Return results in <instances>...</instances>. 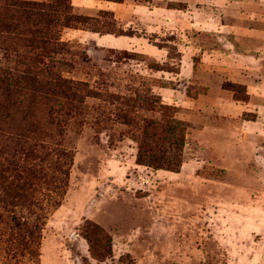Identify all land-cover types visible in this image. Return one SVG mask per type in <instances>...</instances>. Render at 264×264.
<instances>
[{
	"label": "rangeland",
	"instance_id": "obj_1",
	"mask_svg": "<svg viewBox=\"0 0 264 264\" xmlns=\"http://www.w3.org/2000/svg\"><path fill=\"white\" fill-rule=\"evenodd\" d=\"M70 3L91 19L58 28L60 63L0 37V68L42 76L0 90V163L17 168L0 264H32L13 220L39 225L38 264H264V0ZM150 122L184 128L179 170L138 164Z\"/></svg>",
	"mask_w": 264,
	"mask_h": 264
},
{
	"label": "trees",
	"instance_id": "obj_2",
	"mask_svg": "<svg viewBox=\"0 0 264 264\" xmlns=\"http://www.w3.org/2000/svg\"><path fill=\"white\" fill-rule=\"evenodd\" d=\"M71 0H0V10L3 16L0 17V37L4 38L3 43L15 40L23 48L25 54L35 56L36 60L48 59L50 62L56 59L54 55H63L67 45L61 39L59 27H71V25L86 22L91 18L76 16L72 12ZM9 52V48H4ZM69 53V51H68ZM34 58V57H33ZM42 72V71H41ZM41 74L33 73L31 69H23L13 72L9 69L0 68V90L8 101L13 87L26 81H32L40 85ZM59 78V77H58ZM14 84L16 85H13ZM1 96V97H3ZM185 146V130L174 122L160 124L150 122L144 130L140 139V147L137 162L155 169H166L177 171L182 165V152ZM42 149V148H41ZM49 149V148H48ZM47 148L42 149L46 153ZM53 153L60 156H68L61 149L53 148ZM51 153H46L45 158ZM10 171H17L15 167H7L0 163V179ZM11 229L17 233H28V240L25 242V252L32 264H38L39 243L38 224L30 228L26 223L13 220ZM94 230H88L87 238L90 243L91 252L99 258H106L111 254L112 239L100 226L93 225ZM28 230V231H25ZM18 251V250H15Z\"/></svg>",
	"mask_w": 264,
	"mask_h": 264
}]
</instances>
